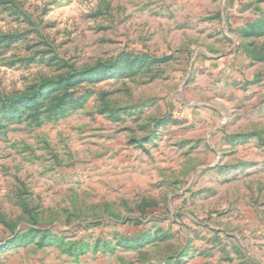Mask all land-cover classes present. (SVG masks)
Listing matches in <instances>:
<instances>
[{
	"label": "rangeland",
	"instance_id": "rangeland-1",
	"mask_svg": "<svg viewBox=\"0 0 264 264\" xmlns=\"http://www.w3.org/2000/svg\"><path fill=\"white\" fill-rule=\"evenodd\" d=\"M0 264H264V0H0Z\"/></svg>",
	"mask_w": 264,
	"mask_h": 264
}]
</instances>
